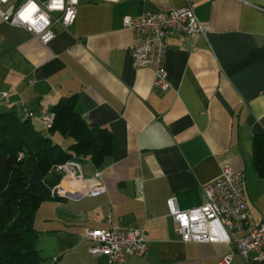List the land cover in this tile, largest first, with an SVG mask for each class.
<instances>
[{
	"label": "crops",
	"instance_id": "crops-1",
	"mask_svg": "<svg viewBox=\"0 0 264 264\" xmlns=\"http://www.w3.org/2000/svg\"><path fill=\"white\" fill-rule=\"evenodd\" d=\"M187 4L207 31L168 37V85L157 89L152 69L132 65L139 37L123 17L134 25L148 10ZM53 31L42 44L0 19V113L16 110L44 126L40 106L72 98L90 128L109 132L110 149L98 168L73 161L87 181L101 172L100 194L77 198V187H64L68 195L38 205L44 263L105 264L83 236L122 228L143 229L148 244L123 264H217L228 253L229 264H264L233 243L181 240L167 206L169 198L181 210L203 204L204 185L228 165L243 173L249 209L264 220V162L255 166L253 148L264 133V0H79L74 22Z\"/></svg>",
	"mask_w": 264,
	"mask_h": 264
},
{
	"label": "built area",
	"instance_id": "built-area-1",
	"mask_svg": "<svg viewBox=\"0 0 264 264\" xmlns=\"http://www.w3.org/2000/svg\"><path fill=\"white\" fill-rule=\"evenodd\" d=\"M61 2L62 8L54 9L51 7L54 0H0V19L11 26L25 28L42 44H47L55 36L53 27L67 28L76 18L79 0L76 3L72 0ZM32 3L37 6V10L26 21L21 14H27ZM41 16L45 19L40 20ZM122 21L124 26L131 27L139 37L131 50L132 65L152 69L155 76L153 85L157 89H165L168 85L165 74L168 37L176 33L190 36L194 32L207 31V26L197 19L191 4L167 12L148 10L134 25L128 16H124ZM39 113L40 121L49 127L53 123L54 113L48 105L40 106ZM26 114H30L29 110H26ZM56 170L64 174L65 178L64 185L60 182L51 190L52 198L62 191L68 195L70 192L65 188L70 187H77L76 194H72L77 198L96 196L104 190L99 171L93 174V179L87 181L77 176L73 161L58 164ZM242 177L241 171L224 165L220 175L204 185L203 204L181 210L176 208L173 199L167 200L169 215L181 240L233 243L244 259L264 261V220L253 217ZM83 237L94 242L90 252L104 256L105 264H123L128 256H143L148 249L143 229H88ZM231 257L232 254L228 253L217 264H229Z\"/></svg>",
	"mask_w": 264,
	"mask_h": 264
},
{
	"label": "trees",
	"instance_id": "trees-1",
	"mask_svg": "<svg viewBox=\"0 0 264 264\" xmlns=\"http://www.w3.org/2000/svg\"><path fill=\"white\" fill-rule=\"evenodd\" d=\"M50 110L54 120L45 131L16 110L0 113V264H47L35 246L33 218L38 205L52 199L61 177L56 166L76 158L98 168L110 149L109 132L90 128L72 98ZM253 148L259 168L264 133L254 136Z\"/></svg>",
	"mask_w": 264,
	"mask_h": 264
},
{
	"label": "clouds",
	"instance_id": "clouds-1",
	"mask_svg": "<svg viewBox=\"0 0 264 264\" xmlns=\"http://www.w3.org/2000/svg\"><path fill=\"white\" fill-rule=\"evenodd\" d=\"M73 3H76V0H72ZM52 8H62V2L61 0H54V3L51 5ZM37 10V6L32 3L31 5H29V8H28V12L27 14H21L23 19L28 21L30 19V16H31V13L35 12ZM69 16H71V12H69ZM40 20H44L45 18L43 16H41L39 18ZM47 22V21H45ZM33 23H35V21H33Z\"/></svg>",
	"mask_w": 264,
	"mask_h": 264
},
{
	"label": "rangeland",
	"instance_id": "rangeland-1",
	"mask_svg": "<svg viewBox=\"0 0 264 264\" xmlns=\"http://www.w3.org/2000/svg\"><path fill=\"white\" fill-rule=\"evenodd\" d=\"M35 125H36V127L38 128V129H40V131H43L44 129H45V125L43 126L41 123H38V122H35ZM72 161H76V158H71L70 160H69V162H72ZM57 185V184H56ZM55 185V186H56ZM37 215H35V226L37 225V223H39L38 221H37V218L38 217H36Z\"/></svg>",
	"mask_w": 264,
	"mask_h": 264
},
{
	"label": "snow or ice",
	"instance_id": "snow-or-ice-1",
	"mask_svg": "<svg viewBox=\"0 0 264 264\" xmlns=\"http://www.w3.org/2000/svg\"><path fill=\"white\" fill-rule=\"evenodd\" d=\"M23 18V17H22Z\"/></svg>",
	"mask_w": 264,
	"mask_h": 264
}]
</instances>
